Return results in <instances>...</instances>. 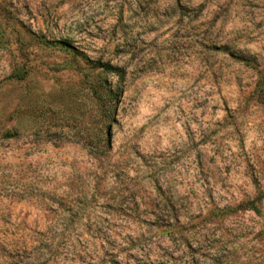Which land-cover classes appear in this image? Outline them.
Wrapping results in <instances>:
<instances>
[{
	"label": "rangeland",
	"instance_id": "374dc122",
	"mask_svg": "<svg viewBox=\"0 0 264 264\" xmlns=\"http://www.w3.org/2000/svg\"><path fill=\"white\" fill-rule=\"evenodd\" d=\"M263 67L264 0H0V264H264Z\"/></svg>",
	"mask_w": 264,
	"mask_h": 264
},
{
	"label": "trees",
	"instance_id": "16d2710c",
	"mask_svg": "<svg viewBox=\"0 0 264 264\" xmlns=\"http://www.w3.org/2000/svg\"><path fill=\"white\" fill-rule=\"evenodd\" d=\"M250 63V61H249ZM103 71L101 72L102 75L105 74H114L118 78L122 77V72L121 70L114 68L112 66L108 65H103L102 66ZM258 69V68H257ZM258 81L256 84V90L259 94L264 95V67L258 70ZM99 88L93 87V93L94 96L99 100L101 103L102 111H103V117L106 119H110L109 116L113 113L115 106L113 105L114 101H118L121 93V88L117 86V89H112L111 86L107 83V80L101 79L99 83ZM104 127V126H103ZM7 138L12 137V134H7ZM109 134L108 133H103L101 135V138L94 144H88L91 146V151L94 152L95 154H105L106 149L109 146ZM238 208L241 209H252L256 212H258V208L255 206L254 201H248L244 204H241L238 206Z\"/></svg>",
	"mask_w": 264,
	"mask_h": 264
}]
</instances>
